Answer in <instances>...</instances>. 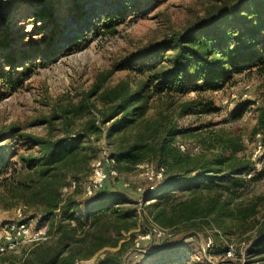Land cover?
Masks as SVG:
<instances>
[{
    "label": "rangeland",
    "instance_id": "obj_1",
    "mask_svg": "<svg viewBox=\"0 0 264 264\" xmlns=\"http://www.w3.org/2000/svg\"><path fill=\"white\" fill-rule=\"evenodd\" d=\"M221 3L222 0H0V44L12 45L14 56L25 50L28 54L26 60L17 57L25 66L18 64L11 68L9 51L0 49V72L9 73L12 78L25 76L15 88L6 86L0 78V131L18 127L20 134L55 140L75 137L95 121L100 132L85 138L97 152L85 187L90 182L95 160L110 156L116 146L140 145L138 150L143 154L139 164L131 172L108 180L102 189L127 193L144 207L148 201L142 200L141 189L149 191L158 184L154 188L157 191L160 187L159 181L151 182L149 178L152 167L157 165L147 152V145L174 125L183 131L177 135L176 143L181 149L185 145L186 150H182L189 153L193 163L209 164L214 169L205 176L200 188L185 186L180 194L192 192L203 200L213 189L238 187L237 199L257 210L254 220L250 218L246 222L256 228L244 234H232L230 238L218 236L217 244L208 232L178 242L180 234L149 220V212L144 211L148 218L144 232L140 228L129 231L119 246L108 247L78 264H98L106 251L117 254L128 243L131 245L121 256L122 264H153L157 257L148 256L150 252L177 246L182 249L175 253L186 255L184 264H262L249 249L264 219V124L261 123L264 64L234 73L219 90H191L151 98L138 96L135 104L138 110L128 115L133 120L119 122L114 128L115 121L103 122V114L111 107L106 98L108 92L118 88L132 92L146 77L137 70L119 67L121 60L144 45L183 31ZM43 7L49 9V14L42 12ZM79 10L86 13L84 16L95 12L91 26L78 27L71 20ZM65 21V27L70 24L77 29L75 33L62 28ZM108 22L116 24L115 32H107ZM99 24V30H94ZM85 29V41L79 46L70 45L76 43L75 36H82ZM54 33L55 42L50 44L49 38ZM190 99L196 100V110L183 114L182 105ZM208 102L213 103L212 108ZM227 139L238 146L234 162L249 163L235 174L229 173L231 161L224 158L232 150L227 147L230 150L223 151L229 145ZM19 140L12 166L0 175V225L27 220L34 230L43 222L44 226L38 229L44 230L48 237L56 233V217H45V199L53 195L57 183L66 181L67 163L72 160L57 162L42 176L39 168L27 166L23 157L39 156L44 147L39 144L30 148L24 140ZM14 142H17L15 137L8 134L0 145ZM70 190L60 188L64 199ZM21 194L25 197L21 198ZM156 225L163 233L145 238ZM30 237L20 239L27 241Z\"/></svg>",
    "mask_w": 264,
    "mask_h": 264
},
{
    "label": "trees",
    "instance_id": "obj_2",
    "mask_svg": "<svg viewBox=\"0 0 264 264\" xmlns=\"http://www.w3.org/2000/svg\"><path fill=\"white\" fill-rule=\"evenodd\" d=\"M222 1L223 3L209 9L203 17L197 18L183 31L144 45L121 60L119 67L137 70L146 77L132 92L123 88L108 92L106 98L110 100L111 107L103 114L104 123L113 120L114 128L119 122L133 120L134 118H129L128 115L129 112L138 110L139 107L135 105L138 96L146 95L151 98L179 95L191 90H219L234 73L264 64V0ZM48 10L43 7L42 12L47 15ZM94 13L84 16L86 13L79 10L74 15V20H71L78 27L91 26ZM108 23L107 32H115L116 24ZM65 24L67 21L61 25L64 30L75 33L77 29L74 30L70 24L65 27ZM99 28L100 24L95 25L94 30ZM86 32L87 29L83 31L82 36H75L76 41L73 42L76 43L70 45L79 46L81 41H85ZM55 35L54 33L49 38L50 44H54ZM11 48L13 46L9 43L0 44V49L10 52L6 53L9 54L11 68L18 64L25 66L26 64L18 61L17 57L22 56V60H26L27 51L14 56ZM261 67L264 70V65ZM24 77L12 78L9 73L0 72L3 84L10 88L21 84ZM196 106L195 99L185 101L182 105L183 114L195 112ZM208 106L212 108L213 103L208 102ZM119 116L122 117L117 119ZM261 123L264 124V114ZM100 130V126L93 121L85 131L75 137L55 140L20 134L18 127L0 131V144L8 134L17 140L12 145H0V175L12 166L18 154L19 138L24 140L27 146L30 145V148L39 144L44 147L39 156L23 157L27 166L39 168L42 176H46L57 162L68 158L72 160L67 163L66 181L57 183L53 195L46 196L45 199L44 215L46 218L55 215L56 233L0 255V264L83 263L108 247L119 246L127 232L138 228L144 232V224L148 221L147 216L143 215L144 211L149 212V220L164 228H171L174 234H180L178 242L208 232V235L214 236L216 243L218 236L230 238L232 234H244L256 228L246 222L257 215V210L254 206H244V202L237 199L238 187L233 190L213 189L203 200L191 194L192 192L180 194L185 186H188L186 189L200 188L205 176L214 169L209 164L199 166L193 163L189 153L183 151L176 143L177 135L183 131L174 125L168 127L157 139L154 138L152 144L147 145V152L151 154L157 167L165 171L159 189L147 191L146 197H143L145 203L148 201L147 205L140 207V201L131 198L127 193L112 192L105 188L88 195L85 180L91 174L90 165L97 152L85 138L94 137ZM227 142L229 145L224 146L223 151H229L227 147L232 150L229 155H224V158L231 161L229 173L235 174L247 168L249 163H235L233 159L238 146L232 139H227ZM139 147L140 145L130 144L119 145L113 149L110 157L115 160L114 166L118 175L111 176L108 180L131 172L139 164L143 154L138 150ZM62 186L72 189L65 199L60 191ZM20 197H25V194ZM259 224V235L251 242L249 252L252 256H258L256 260L264 264V219ZM42 226L44 223L39 222L37 228ZM130 245L131 243L125 244L117 254L106 251L98 264H122L121 256ZM181 249V246L168 247L163 251L157 249L148 256L157 257L153 264H184L182 260L186 255L179 256V253H175ZM187 253L188 251H185V254Z\"/></svg>",
    "mask_w": 264,
    "mask_h": 264
},
{
    "label": "built area",
    "instance_id": "obj_3",
    "mask_svg": "<svg viewBox=\"0 0 264 264\" xmlns=\"http://www.w3.org/2000/svg\"><path fill=\"white\" fill-rule=\"evenodd\" d=\"M183 150H186L185 145H181ZM115 160L106 156L103 159H97L93 163V173L90 179V182L86 186V193L88 195H92L97 190H101L107 180L111 176H117L118 170L114 166ZM153 166V165H152ZM164 169L161 167H152V174H150L149 178L151 182L159 181V185L163 182L164 179ZM156 186H152V189L149 191H154ZM143 192V197H146V192L144 189H141ZM163 233L160 226L156 225L153 229L145 235V238H149L152 234L161 235ZM31 236L27 241H21V236ZM47 235L42 229H32L31 225L26 222H13L6 223L4 225H0V255L5 254L8 251L16 250L21 245L41 239H46ZM231 254V252H228Z\"/></svg>",
    "mask_w": 264,
    "mask_h": 264
}]
</instances>
